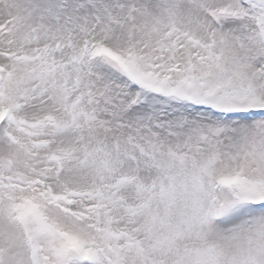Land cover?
<instances>
[{
  "label": "snow or ice",
  "instance_id": "1",
  "mask_svg": "<svg viewBox=\"0 0 264 264\" xmlns=\"http://www.w3.org/2000/svg\"><path fill=\"white\" fill-rule=\"evenodd\" d=\"M0 264H264V0H0Z\"/></svg>",
  "mask_w": 264,
  "mask_h": 264
}]
</instances>
